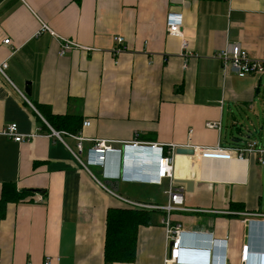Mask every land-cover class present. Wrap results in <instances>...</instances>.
<instances>
[{
  "label": "crops",
  "instance_id": "crops-1",
  "mask_svg": "<svg viewBox=\"0 0 264 264\" xmlns=\"http://www.w3.org/2000/svg\"><path fill=\"white\" fill-rule=\"evenodd\" d=\"M170 14L182 16L181 36L168 33ZM42 23L79 47L59 56V39L49 31L37 34ZM120 36L126 50L116 55ZM234 44L264 61V0H0V63H7L8 77L0 73V196L5 183L43 191L0 210V264H43L46 256L51 264H106L108 208L129 206L124 198L166 205L168 192L179 185L187 189L186 181L193 186L183 209L169 215L170 225L184 231L177 264H209L211 239H227V264H264V255L253 253L242 261L247 240L252 250H264V240H252L255 223L264 222V164L257 153L243 160L198 159L175 151L173 181L118 178L124 154H133L124 145L135 141L166 150L248 141L264 147L257 126L262 77H239L215 58ZM34 101L55 114L81 116L79 133L58 138ZM246 119L252 125L247 130ZM214 122L220 129L207 126ZM11 123L24 136L21 142L3 134ZM98 140L122 153L109 154L106 168H86L73 152L82 142L79 157L87 164ZM136 151L146 161L130 168L134 176L155 177L158 151ZM166 218L165 211L155 210L152 222L138 228L134 262L113 264H163ZM248 219L254 225L247 226Z\"/></svg>",
  "mask_w": 264,
  "mask_h": 264
},
{
  "label": "built area",
  "instance_id": "built-area-1",
  "mask_svg": "<svg viewBox=\"0 0 264 264\" xmlns=\"http://www.w3.org/2000/svg\"><path fill=\"white\" fill-rule=\"evenodd\" d=\"M182 16L170 14L167 17V30L170 35L181 36V26H182ZM43 31H49L55 38H58L60 41L59 56H64L68 52L79 47L78 44L73 41L59 36L54 31H52L45 23H42L40 31L37 34H40ZM9 39L5 40L4 43L8 44ZM115 41L118 43V47L112 50L116 55L123 53L126 50L125 39L124 37H116ZM215 58L218 59L222 68L230 69L239 77H245L248 75L263 77L264 76V61L259 59H254L249 56L248 52L245 51L239 44L229 45L225 49L219 51L215 54ZM7 68V63H0V73L6 77L5 69ZM27 100V99H26ZM85 126L90 125V122L86 121ZM209 128L220 129V123H208ZM3 134L10 139L21 142L24 139L19 133L17 123L8 124L4 130ZM54 134L60 138L61 135L68 134L67 132H55ZM34 135H30L28 138H32ZM75 136V135H74ZM77 137V136H76ZM79 138V137H77ZM82 141V138H79ZM134 149H144V150H157L158 156L156 159V172L155 177H152V182L154 184H161L163 179L169 178L171 181L174 179L175 173V163H174V154L176 151V146L172 145L169 150L165 151L163 146L158 144H149V145H140L137 141L130 144H125L124 148ZM195 150V155L198 159L206 157H236L237 159L243 160L250 153H257L259 155V163L264 164V147H259L258 144L254 141H248L242 145H235L229 147L217 146L215 148H201V147H191ZM83 152L82 142L77 146V151L73 152L78 161L87 168L88 165H101L109 154H121L122 149L113 148L111 145H108L106 141H94L93 146L87 152L88 163L82 162L80 159V154ZM96 182L106 190L110 191L114 195L118 196L115 192L106 187L102 182L96 179ZM186 186L179 185L177 188H172L169 194V202L166 205H148L140 203L137 201H132L129 199H121L127 205L143 209H154L161 210L167 213V218L164 220V227L166 231V239L168 244V251L165 254L163 264H177L181 256V251L183 248V234L184 231L180 225L171 226L169 223V215L174 210L183 209L184 205V195L186 193ZM119 197V196H118ZM261 218H264V215ZM252 220H246L247 226H251ZM264 221V220H262ZM250 246L247 240V243L243 247V256L242 261L247 262ZM216 251L217 257L215 261H212L210 257V252ZM209 253V264H227V239H211L210 245L208 246ZM264 255V254H263ZM53 258L51 256L44 257L43 264H51ZM27 264H31L30 262Z\"/></svg>",
  "mask_w": 264,
  "mask_h": 264
},
{
  "label": "trees",
  "instance_id": "trees-1",
  "mask_svg": "<svg viewBox=\"0 0 264 264\" xmlns=\"http://www.w3.org/2000/svg\"><path fill=\"white\" fill-rule=\"evenodd\" d=\"M42 118L57 132L76 135L82 126V117L78 115H59L52 111L50 105L33 102ZM45 131L47 125L38 117ZM166 151V149H165ZM43 191L18 190L14 183H5L0 196V210L10 203L25 202L28 196ZM44 194V193H43ZM32 200V199H28ZM241 205H234L239 208ZM154 209H143L132 206L110 207L106 215V241L104 261L106 264L116 262L133 263L136 257L137 232L140 226L152 222Z\"/></svg>",
  "mask_w": 264,
  "mask_h": 264
},
{
  "label": "water",
  "instance_id": "water-1",
  "mask_svg": "<svg viewBox=\"0 0 264 264\" xmlns=\"http://www.w3.org/2000/svg\"><path fill=\"white\" fill-rule=\"evenodd\" d=\"M25 94L30 97L31 94H32V89H31V83L30 82H27L26 83V87H25ZM176 154L178 155H188V156H193L195 155V150L190 148V147H179L176 149ZM145 157H143L142 155V152L141 151H136L134 153L133 151V154L130 155L128 157V162L131 164V165H134L135 162H137L138 164L140 165H143L145 163ZM187 184V190L188 191H191L192 190V186H193V182L192 181H186L185 182ZM254 225V223L251 224V226ZM255 227H256V233H252V237L254 240L253 242L255 241H261V240H264V222L262 223H255ZM249 246H250V253H249V257L250 255L253 253V254H259V255H263L264 254V250H252V246L251 244L249 243Z\"/></svg>",
  "mask_w": 264,
  "mask_h": 264
},
{
  "label": "clouds",
  "instance_id": "clouds-1",
  "mask_svg": "<svg viewBox=\"0 0 264 264\" xmlns=\"http://www.w3.org/2000/svg\"><path fill=\"white\" fill-rule=\"evenodd\" d=\"M105 162L106 161H104L103 164H101V166H103L104 168H106L107 166ZM130 168H134V165H131L128 162V158H126L124 154L122 165H121V172L119 173L118 178H120V180L124 182L139 183V184H153L152 182L153 176H149V175L141 176V177L134 176V172L131 171ZM210 257L212 261H215L217 257V252L211 251Z\"/></svg>",
  "mask_w": 264,
  "mask_h": 264
},
{
  "label": "rangeland",
  "instance_id": "rangeland-1",
  "mask_svg": "<svg viewBox=\"0 0 264 264\" xmlns=\"http://www.w3.org/2000/svg\"><path fill=\"white\" fill-rule=\"evenodd\" d=\"M261 84V87H260V93H259V99H260V103H261V106H262V109H261V117L259 118V121L257 123V126L258 128H261L263 130V134H262V139H264V76L262 77V80L260 82ZM251 120H254V118L256 119L257 121V118L256 117H253L252 115L250 116ZM247 120V119H246ZM245 120V125H244V129L247 130V125L250 126V128H252V125H251V122L248 123V120L246 121ZM248 133H250V135L253 133L256 137L260 138V132H254V131H248ZM85 156L82 155V159H84ZM137 166H139L140 164H138L137 162L135 163ZM133 193H134V186H131L129 188ZM140 189H143L144 188H140Z\"/></svg>",
  "mask_w": 264,
  "mask_h": 264
},
{
  "label": "bare ground",
  "instance_id": "bare-ground-1",
  "mask_svg": "<svg viewBox=\"0 0 264 264\" xmlns=\"http://www.w3.org/2000/svg\"><path fill=\"white\" fill-rule=\"evenodd\" d=\"M136 163V162H135ZM134 163V167H136V164Z\"/></svg>",
  "mask_w": 264,
  "mask_h": 264
}]
</instances>
